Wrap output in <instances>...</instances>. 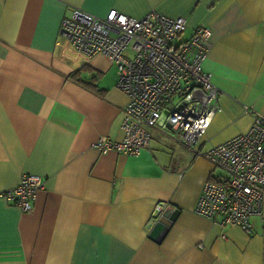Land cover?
Returning a JSON list of instances; mask_svg holds the SVG:
<instances>
[{
    "label": "crops",
    "instance_id": "obj_1",
    "mask_svg": "<svg viewBox=\"0 0 264 264\" xmlns=\"http://www.w3.org/2000/svg\"><path fill=\"white\" fill-rule=\"evenodd\" d=\"M72 8L183 17L180 40L210 29L204 67L222 110L202 152L249 129L245 107L264 114V0H0V193L26 173L46 179L27 212L0 195V264H264V198L250 233L197 215L204 183L222 172L175 129H152L137 155L92 147L122 138L127 99L114 63L59 36ZM158 202L176 210L152 240Z\"/></svg>",
    "mask_w": 264,
    "mask_h": 264
},
{
    "label": "built area",
    "instance_id": "obj_2",
    "mask_svg": "<svg viewBox=\"0 0 264 264\" xmlns=\"http://www.w3.org/2000/svg\"><path fill=\"white\" fill-rule=\"evenodd\" d=\"M183 17L154 10L135 18L117 9L104 17L72 8L61 21L59 36L86 57L101 55L115 64L116 87L126 96L121 120L122 138L101 137L92 147L101 153L137 155L148 146L151 130L173 128L179 142L221 170L208 179L194 212L221 227L251 231V217L261 211L264 198V114L245 107L249 129L210 147L199 148L202 135L221 112L220 89L204 67L210 49V29L197 26L185 40ZM46 179L26 173L19 183L0 193L20 211L31 210ZM166 202L155 205V219L167 220ZM176 210L173 206L167 213Z\"/></svg>",
    "mask_w": 264,
    "mask_h": 264
},
{
    "label": "water",
    "instance_id": "obj_3",
    "mask_svg": "<svg viewBox=\"0 0 264 264\" xmlns=\"http://www.w3.org/2000/svg\"><path fill=\"white\" fill-rule=\"evenodd\" d=\"M174 213L175 211L171 214L166 213L165 217H167V220H163L162 218L157 219L149 232V238L152 240L161 238V236L167 230L170 221L173 219Z\"/></svg>",
    "mask_w": 264,
    "mask_h": 264
},
{
    "label": "trees",
    "instance_id": "obj_4",
    "mask_svg": "<svg viewBox=\"0 0 264 264\" xmlns=\"http://www.w3.org/2000/svg\"><path fill=\"white\" fill-rule=\"evenodd\" d=\"M75 75H72L71 77L74 78Z\"/></svg>",
    "mask_w": 264,
    "mask_h": 264
},
{
    "label": "rangeland",
    "instance_id": "obj_5",
    "mask_svg": "<svg viewBox=\"0 0 264 264\" xmlns=\"http://www.w3.org/2000/svg\"><path fill=\"white\" fill-rule=\"evenodd\" d=\"M169 131V130H168ZM219 172H221V170L219 169Z\"/></svg>",
    "mask_w": 264,
    "mask_h": 264
}]
</instances>
